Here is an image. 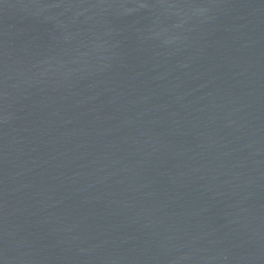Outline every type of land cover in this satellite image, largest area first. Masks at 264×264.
Here are the masks:
<instances>
[{
    "label": "water",
    "instance_id": "1",
    "mask_svg": "<svg viewBox=\"0 0 264 264\" xmlns=\"http://www.w3.org/2000/svg\"><path fill=\"white\" fill-rule=\"evenodd\" d=\"M0 264H264V0H0Z\"/></svg>",
    "mask_w": 264,
    "mask_h": 264
}]
</instances>
